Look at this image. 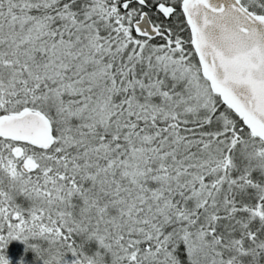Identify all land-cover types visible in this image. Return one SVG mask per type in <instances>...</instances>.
<instances>
[{"label": "snow or ice", "instance_id": "snow-or-ice-1", "mask_svg": "<svg viewBox=\"0 0 264 264\" xmlns=\"http://www.w3.org/2000/svg\"><path fill=\"white\" fill-rule=\"evenodd\" d=\"M264 264V0H0V264Z\"/></svg>", "mask_w": 264, "mask_h": 264}, {"label": "trees", "instance_id": "trees-1", "mask_svg": "<svg viewBox=\"0 0 264 264\" xmlns=\"http://www.w3.org/2000/svg\"><path fill=\"white\" fill-rule=\"evenodd\" d=\"M65 259L69 261V264H71V259H72V258H71L70 255H69V256H66Z\"/></svg>", "mask_w": 264, "mask_h": 264}]
</instances>
